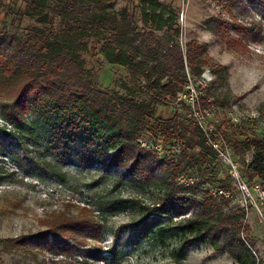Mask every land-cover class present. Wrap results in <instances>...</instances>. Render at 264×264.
I'll use <instances>...</instances> for the list:
<instances>
[{
    "label": "rangeland",
    "instance_id": "374dc122",
    "mask_svg": "<svg viewBox=\"0 0 264 264\" xmlns=\"http://www.w3.org/2000/svg\"><path fill=\"white\" fill-rule=\"evenodd\" d=\"M104 7L106 13L126 11L133 16L137 27L165 35L182 49L191 40L207 45V65L202 75L193 77L190 70H186L187 80H191L196 95L184 89L175 99L152 98L150 92L143 89L144 82L132 78L125 67L106 61L100 51L102 44L94 39L83 40L86 49L80 53V58L87 79L99 90L115 97L145 101L154 119L163 123L175 120V130L185 137L194 139L199 129L206 139L215 140L224 156L216 152L215 158L202 165L204 187L212 191L225 187L229 201L225 211L236 207L244 210L246 232L243 238L245 243H252L254 264H264V177L254 175L248 167L254 149H244L248 140L264 145V116L258 113L264 107V0H104ZM149 9L154 16L147 23L142 11ZM212 17L228 24L230 47L208 31ZM60 31V20L49 5L36 7L31 0H0V34L30 38L33 43L36 38L50 39ZM217 65L225 66L226 74L218 71ZM198 80L204 82L205 88H199ZM189 96L193 97V106L189 104ZM207 110L218 121L208 136L198 124V118ZM205 122L213 125L209 119ZM147 124L151 129L158 123L148 121ZM16 133L34 156L45 155L56 163L64 180L59 182L56 177L32 170L21 171L11 158L0 154V176H8L0 183V264H174L170 257L174 239L167 236L164 246L149 239L140 226L144 219L141 211L98 214L96 199L99 197L120 196L143 201L148 195L124 182L114 187L110 179L101 180L96 164L81 165L83 160L77 155L85 153V138L68 141L56 136L50 126L36 123L33 117ZM151 134L145 132L143 140L160 154L164 150L171 153L183 149V140L170 136L155 141ZM0 144L11 147L14 142L2 133ZM91 152L93 150L86 154ZM196 152L191 151V154ZM173 157L178 156L170 155ZM239 182L245 184L250 198L240 189ZM257 184L260 192L252 191ZM85 206L94 211L88 214L104 225L101 238L76 237L68 242H56L47 235L16 246L11 253L3 251L1 240L48 234L51 231L48 223L54 215L58 212L76 215ZM245 263L250 264V261ZM181 264L239 263L228 251L218 252L204 243L193 246Z\"/></svg>",
    "mask_w": 264,
    "mask_h": 264
},
{
    "label": "trees",
    "instance_id": "16d2710c",
    "mask_svg": "<svg viewBox=\"0 0 264 264\" xmlns=\"http://www.w3.org/2000/svg\"><path fill=\"white\" fill-rule=\"evenodd\" d=\"M31 2L36 7L49 5L60 20L61 31L50 39L36 38L33 43L30 38L0 34V135L4 133L14 142L11 147L0 144V154L11 158L21 171L32 170L62 182L64 175L59 173L58 165L45 155L34 156L31 149L22 145L16 132L33 117L36 123L50 126L56 136L68 141L85 138V153L77 155L83 160L81 165L96 164L101 180L110 179L114 187L124 182L148 195L143 201L99 197L96 200L100 216L141 211L144 219L140 226L149 239L157 240L160 246H164L167 236L174 239L170 251L174 264H181L193 246L204 243L215 251H228L239 264L248 260L254 264L252 243H245L243 238L244 210L236 207L225 211L229 202L225 187L223 191L204 187L200 170L205 162L216 157V151L207 144L201 130L198 129L194 139L185 137L175 130V120L163 123L154 119L145 101L115 97L99 90L87 79L80 58L86 49L83 40L94 39L102 44L100 51L106 61L125 67L132 78L144 82L143 89L152 98L175 99L188 82L187 69L193 77L204 72L207 45L191 40L182 49L165 35L137 27L126 11L106 13L104 0ZM152 12L142 11L144 22H151ZM227 25L212 17L207 29L230 47ZM216 69L226 74L225 66L217 65ZM258 113L264 116V107ZM148 121L158 124L149 129ZM149 131L155 141L170 136L183 140V149L171 151L172 154L164 150L160 154L143 140ZM244 145L245 151L254 149L249 169L264 177V145L250 140ZM191 151L198 152L191 154ZM97 156L102 159L95 161ZM7 178L6 174L0 176V183ZM81 210L76 215L58 212L48 223L51 230L48 234L1 240L3 251L11 253L16 246L47 235L56 242L76 237L101 238L104 229L101 220L89 215L88 212L94 211L88 207Z\"/></svg>",
    "mask_w": 264,
    "mask_h": 264
},
{
    "label": "built area",
    "instance_id": "2783aa9c",
    "mask_svg": "<svg viewBox=\"0 0 264 264\" xmlns=\"http://www.w3.org/2000/svg\"><path fill=\"white\" fill-rule=\"evenodd\" d=\"M198 84L200 85L199 88H205V84L204 82H202L201 80H198L197 81ZM191 80L188 79V82L185 86V89L186 90H190V91H193L196 95V91L192 89V86H191ZM201 91V90H200ZM189 98V104H191V106L194 105L193 103V97H188ZM211 120L213 122V125H210L207 124L206 125V122L205 120ZM198 124H199V127L206 133V136H208V134H212V130L214 129V125L218 124V121L217 120H214L213 119V113L210 111V110H207L204 112L203 115H201L199 118H198ZM206 142L209 146H211L216 152H218L220 155L224 156L223 152L220 151V146L215 142V140H212V139H206ZM239 186H240V189L250 198V193H249V190L247 189V187L245 186L244 183H238ZM252 191H255V192H260V189H259V185H254V187H252Z\"/></svg>",
    "mask_w": 264,
    "mask_h": 264
}]
</instances>
